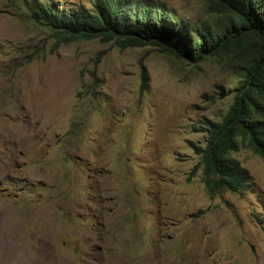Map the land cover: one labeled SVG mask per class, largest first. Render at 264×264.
Returning a JSON list of instances; mask_svg holds the SVG:
<instances>
[{"label": "rangeland", "instance_id": "374dc122", "mask_svg": "<svg viewBox=\"0 0 264 264\" xmlns=\"http://www.w3.org/2000/svg\"><path fill=\"white\" fill-rule=\"evenodd\" d=\"M156 1L196 29L217 17L205 0ZM23 3L0 0V264H264V160L245 143L229 154L236 193L191 175L242 65L63 40Z\"/></svg>", "mask_w": 264, "mask_h": 264}, {"label": "trees", "instance_id": "16d2710c", "mask_svg": "<svg viewBox=\"0 0 264 264\" xmlns=\"http://www.w3.org/2000/svg\"><path fill=\"white\" fill-rule=\"evenodd\" d=\"M217 15L213 24L194 28L156 0H94L92 12H65L48 2L29 0L30 19L63 40L115 41L120 48L152 46L160 53L196 64L231 57L242 67L239 87L220 122H209L193 175L202 169L210 194L240 192L244 178L229 154L246 144L264 160V0H205ZM145 89V77L142 76Z\"/></svg>", "mask_w": 264, "mask_h": 264}, {"label": "clouds", "instance_id": "9594fccd", "mask_svg": "<svg viewBox=\"0 0 264 264\" xmlns=\"http://www.w3.org/2000/svg\"><path fill=\"white\" fill-rule=\"evenodd\" d=\"M199 157V156H198ZM263 160V159H262ZM192 172V171H191ZM188 180H189V178H188Z\"/></svg>", "mask_w": 264, "mask_h": 264}]
</instances>
